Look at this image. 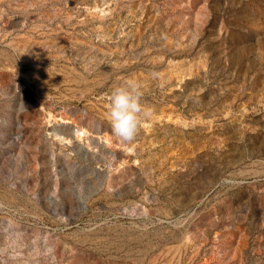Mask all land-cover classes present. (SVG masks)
<instances>
[{
  "label": "rangeland",
  "instance_id": "obj_1",
  "mask_svg": "<svg viewBox=\"0 0 264 264\" xmlns=\"http://www.w3.org/2000/svg\"><path fill=\"white\" fill-rule=\"evenodd\" d=\"M259 171L264 0H0V264H264Z\"/></svg>",
  "mask_w": 264,
  "mask_h": 264
},
{
  "label": "clouds",
  "instance_id": "obj_2",
  "mask_svg": "<svg viewBox=\"0 0 264 264\" xmlns=\"http://www.w3.org/2000/svg\"><path fill=\"white\" fill-rule=\"evenodd\" d=\"M142 96L141 85L132 79H125L107 97V118L112 133L126 144L134 142L141 126L147 127V121L153 115V110L142 103Z\"/></svg>",
  "mask_w": 264,
  "mask_h": 264
},
{
  "label": "bare ground",
  "instance_id": "obj_3",
  "mask_svg": "<svg viewBox=\"0 0 264 264\" xmlns=\"http://www.w3.org/2000/svg\"><path fill=\"white\" fill-rule=\"evenodd\" d=\"M255 173H258V172H255ZM262 173H264V171H259V174H255V175H253V176H262ZM250 177H252L251 175H250Z\"/></svg>",
  "mask_w": 264,
  "mask_h": 264
}]
</instances>
